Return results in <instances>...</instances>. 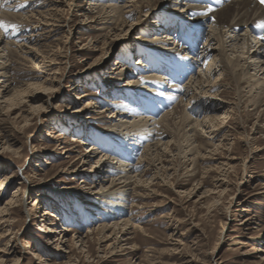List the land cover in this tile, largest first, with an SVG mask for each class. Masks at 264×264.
I'll list each match as a JSON object with an SVG mask.
<instances>
[{
  "label": "rangeland",
  "instance_id": "374dc122",
  "mask_svg": "<svg viewBox=\"0 0 264 264\" xmlns=\"http://www.w3.org/2000/svg\"><path fill=\"white\" fill-rule=\"evenodd\" d=\"M125 2L131 6L126 11L134 13L123 29L133 28L128 36L121 33L129 39L116 41L121 29L115 31L114 23ZM134 2L138 7L137 0H0V22L8 26L7 33L0 28L5 42L0 65L10 69L0 84V264H264V104L257 106L250 93L261 86L252 76L259 73L257 79H264L259 70L264 58L245 55L241 66L231 70L240 56V38L254 50L264 41L252 30L239 29L227 32L223 45L213 41L219 31L210 23L190 31L186 22L147 14ZM203 39L226 57L227 72L217 65L210 78L216 88L208 95L196 84L189 86L195 96L207 98L203 106L191 103L188 109L182 102L179 107L180 88L193 75L207 82L205 66L197 68L193 52ZM183 40L188 48L175 52ZM156 51L162 57L148 62ZM35 62L44 69L37 70ZM155 67L171 71L173 79ZM181 70L193 75L185 79ZM150 76L158 88L149 95L160 98L161 90L179 116L154 100L158 117L129 113L133 95L150 92ZM235 76L245 84L237 86ZM6 85L12 90L8 94ZM16 90H28L24 101L11 105L1 99ZM213 103L225 107L204 114L201 109ZM215 115L223 121L220 128L205 121ZM120 116L128 123L123 128H117L122 127ZM142 118L141 131L132 132ZM150 125L166 133L160 162L153 164L154 147L149 156L145 150L159 137L139 143L132 161L114 153L117 146L122 151L131 146L133 138L124 142L121 137L144 135ZM101 160L116 170L104 175L107 169L100 171L97 164ZM133 162L139 165L135 173L125 167ZM127 178L132 181L131 197L124 200L127 212L108 219L102 214L113 210L107 202L117 201L97 193L115 182L116 189L124 186ZM125 220L128 228L120 225ZM105 225L109 230L100 233Z\"/></svg>",
  "mask_w": 264,
  "mask_h": 264
},
{
  "label": "bare ground",
  "instance_id": "6f19581e",
  "mask_svg": "<svg viewBox=\"0 0 264 264\" xmlns=\"http://www.w3.org/2000/svg\"><path fill=\"white\" fill-rule=\"evenodd\" d=\"M125 1V0H124ZM130 2V1H129ZM137 2H139L140 4H139V6L137 7V5H136V3L134 4V8H137V10H138V8L139 9H148L149 10V13H147V14H151V15H153L154 13H156L159 17L161 16V15H168L170 18H172L173 20H177L178 22H186V25H189V30L190 31H195V29L196 30H198V31H200V28H195V27H198V25H200V24H207V23H210L211 24V26L214 28V27H216V29H218V33L219 34H217L216 35V39H214L213 41H217L218 43H222L223 45H225V42H224V40H223V38L226 36V33L228 32H235V31H237V30H239V29H243L244 31H246L247 33H248V31H250V30H252L254 33H255V35H257V37H259L260 39H261V41H264V39H262V37H264V28H261V27H259L258 25L261 23V22H264V4H261L260 3V0H137ZM14 3V2H13ZM128 2H125L124 4H123V7H122V14L119 16V19H118V21L116 22V23H114V25H116L115 26V31H117L116 29H118L119 27H120V29H121V32H118V34H116V35H114V37H115V40L117 41H119V40H123V39H129L130 37H126V36H128V34H129V30H132V28L133 27H130L129 28V30L128 31H125L126 29H123V28H125L126 26H127V21H128V19H127V16H129L131 13H134V12H131V11H126V9L127 8H129V7H131V6H127L128 4H127ZM158 4V5H157ZM208 9H211V11H208ZM10 10V9H9ZM141 13V12H140ZM200 13H206V14H200ZM40 14V13H39ZM43 14V13H42ZM45 14H47V13H45ZM3 15H4V13H3ZM10 14H8V16H9ZM124 15H126V16H124ZM215 17V20H214V22H213V20H212V17ZM11 17V16H10ZM18 17V16H17ZM34 17H35V15H34ZM2 19H3V17H1ZM12 18V17H11ZM11 18H7V19H9L10 21L12 20ZM14 18V17H13ZM28 18V17H27ZM45 18V17H44ZM15 19H16V17H15ZM42 19H43V17H42ZM54 19V18H53ZM8 20V21H9ZM18 20V19H17ZM13 21H14V19H13ZM19 21V20H18ZM22 21V20H21ZM113 21H114V19H113ZM116 21V20H115ZM21 23V22H20ZM10 24V23H9ZM23 24V23H22ZM46 24H47V26H51L50 24H48V23H44V26H46ZM162 24V23H161ZM53 25V24H52ZM177 26H179V25H177ZM175 27H176V25H175ZM180 27H182V26H180ZM27 28V27H26ZM128 28V27H127ZM163 28V30H165L166 31V28L165 27H162ZM188 28V27H187ZM186 28V29H187ZM42 29V28H41ZM119 29V30H120ZM123 29V30H122ZM215 29V30H216ZM114 30V29H113ZM118 30V31H119ZM172 30V29H171ZM171 30H169V31H171ZM223 30H225V34L223 33L224 31ZM169 31H167L168 33H169ZM173 31V30H172ZM186 31V30H185ZM113 32V31H112ZM124 32H126L125 34H126V36L125 37H123V36H121V33H124ZM203 32V31H202ZM49 33V32H48ZM187 33H188V31H187ZM193 33V32H192ZM115 34V33H114ZM198 34H199V32H198ZM206 34V33H205ZM42 35H44V33L42 34ZM202 35V34H201ZM36 36V35H35ZM48 36V35H47ZM46 36V37H47ZM203 36V35H202ZM213 36V35H212ZM210 34H209V36L207 35V38H210V37H212ZM215 36V35H214ZM261 36V37H260ZM0 37H2L1 35H0ZM42 37V36H41ZM188 37V36H187ZM190 37H192V36H190ZM204 37V36H203ZM4 38V37H3ZM179 38V37H178ZM185 38V37H184ZM183 38V39H184ZM172 39V38H171ZM191 39V38H190ZM194 39V38H193ZM192 39V40H193ZM162 39H160V41H161ZM223 40V41H222ZM255 40H257V39H255ZM178 41H180V40H178ZM186 41H188V40H186ZM186 41H182L181 43H180V45L177 47V49L175 50V52L176 51H180V52H182V51H186V49L188 48V44H187V42ZM191 41V40H190ZM194 41V40H193ZM211 41V40H210ZM176 42V41H175ZM224 42V43H223ZM3 43H5L4 42V39L2 40V38H0V46H2V44ZM110 43V42H109ZM240 45H239V47H238V53H240V56L237 58V60H236V62H237V65H236V67H232V71H234V69L235 68H238V67H240L241 66V63L243 62L242 60H243V58L245 57V55H247V58L249 59V60H251V59H255V60H259V59H263L264 58V45L262 46V45H260V46H258V49L257 50H254V49H252V47H247L248 45H247V39L245 38L244 39V37H242V38H240ZM259 43V42H258ZM10 44H12V43H7V44H5V45H10ZM191 44V43H190ZM195 44V43H194ZM260 44V43H259ZM264 44V43H263ZM188 45V46H187ZM25 46V45H24ZM161 46H163V44H161ZM181 46V47H180ZM191 46V45H190ZM20 47V46H19ZM23 47V46H22ZM107 47V46H106ZM192 47V46H191ZM10 48H11V46H10ZM154 48V47H153ZM252 49V50H251ZM11 50V49H10ZM9 50V51H10ZM15 50V49H14ZM156 50V49H155ZM158 50V49H157ZM12 51V50H11ZM16 51V50H15ZM15 51H13L12 53H14ZM152 51V50H151ZM240 51V52H239ZM17 52V51H16ZM20 52V51H19ZM171 52V51H170ZM193 52H197V54H195L196 55V57L198 58V62H195L197 65H198V67L197 68H201V67H203L204 68V66H205V72H207V73H205V76H207L208 75V79H207V82H204L203 80H202V78L200 77V76H197V75H193L192 73L193 72H188L187 70H185V71H183V70H181L180 72H182V75H185V74H187L186 76H185V79L186 78H188V77H190L191 75H193L192 76V78H195V79H192L189 83H187V85L185 86V87H181L180 88V93H181V95H179V98L178 99H180L181 100V102L179 103V107L181 106L180 104L182 103V102H186L187 104H186V107H188V109H191L190 107L192 106L191 105V103H198V104H200V105H204V103H206V99L204 100V99H200V97H198V96H195L194 94H193V92L189 89V86L190 85H194V84H196V85H198V90L199 91H201V94H204V95H208V94H210V92H212L211 90H214V88H216L215 87V85H212L211 83L213 82V81H211V77H213V76H215L214 74H215V72L218 70V68L216 69V67H217V65L218 64H221V66H223L224 68H225V72H227L226 71V69H227V67H226V65H224L225 63H224V61L223 60H227L226 59V57L222 54V52L221 51H213V49H210L209 48V44H208V40L206 39L205 41H204V39L201 41V44H200V40L198 41V43H196V45H195V48H193ZM156 53V54H155ZM159 54H161L159 51H156V52H154V53H152V55L150 56V57H148L147 59L149 60L148 62H151V61H154L155 60V63H156V61L157 60H159V58L157 59V57H158V55ZM164 54V53H163ZM166 54V53H165ZM192 54H194V53H192ZM3 55L4 54H2V56L0 55V59H2L3 58ZM156 55V56H155ZM9 56V55H8ZM159 56H161L162 57V55H159ZM164 56V55H163ZM211 56V57H210ZM167 57H168V55H167ZM170 57V56H169ZM165 59H168V58H165ZM165 59H164V61H165ZM196 61V60H195ZM229 62H231V60H229ZM142 63V62H141ZM224 63V64H223ZM247 62H245V64H246ZM147 64V63H146ZM154 64V63H153ZM158 64V63H157ZM166 64V63H165ZM176 64V63H175ZM223 64V65H222ZM233 64V63H232ZM46 65V64H45ZM156 65V64H155ZM179 65V64H178ZM177 66V65H176ZM244 66V64L242 65V67ZM251 66H253V65H251ZM180 66H177V69L179 68ZM190 67V66H189ZM195 67V66H194ZM206 67H207V70H206ZM250 67V66H249ZM35 68H37V70H41V69H44L43 67H42V65L41 64H39L38 62H35ZM155 68H157V69H154V70H160V71H162V72H165V71H163V69L162 68H160V67H155ZM168 68V67H167ZM172 68V67H171ZM244 68V67H243ZM8 69V67H6L5 66V64H1L0 65V84H2L3 82H5V81H3V82H1V79L2 78H5V77H8L7 75H8V71L10 70H7ZM120 68H118V70H119ZM179 70H180V68H179ZM252 70V69H251ZM259 70H260V72H263L262 74H261V76H263L264 77V66L263 65H261L260 67H259ZM222 71H223V69H222ZM203 72H204V70H203ZM116 74V73H115ZM236 74V73H235ZM234 74V75H235ZM243 75H244V72L242 73ZM259 73H256V75H254V76H252L253 78H256V80H255V82H256V85L257 86H260L259 87V90H258V88H256L257 89V91H256V89L254 88V87H252L251 88V91H250V93H255V96H254V103L257 105V106H261V104H264V79H257V77L259 78V75H258ZM158 74H156V76H157ZM166 75V74H165ZM174 75V74H173ZM168 76H170V75H168ZM242 76V75H241ZM245 76V75H244ZM175 77V76H174ZM238 77L239 76H235V78H234V82H235V84H237V86H240V85H242L243 84V82H244V84H245V79L244 78H241V79H238ZM253 78H251V79H253ZM149 83L147 84L148 86L146 87V88H149L150 89V92H147V95H143L142 93H140L139 95H133V102H132V105H133V110H131V112H129V113H132V114H134V115H139V113L140 114H146V115H154V116H156V117H158L157 116V114H159L160 112H158L159 110H154L155 108H157L158 109V107L157 106H155L154 105V103H152L151 101L152 100H154V101H156V102H159L160 104L161 103H163V106H165L166 108H164L165 110L167 109V108H171L172 109V105H171V102L169 101H167V100H165L164 101V99L165 98H168V95H166V94H163L162 92H161V90L159 91L158 90V95L160 96V98H154V97H152V96H150L149 94H152L153 92H156L155 91V89L154 88H158V85H157V82H156V78L155 77H152V76H150L149 78ZM173 79V78H172ZM247 80V79H246ZM175 81V80H174ZM248 81V80H247ZM246 81V82H247ZM205 83H209V84H205ZM143 84V83H142ZM30 87H36V89H38V87H39V89H40V87L42 88V87H45L43 84H30L29 85ZM256 87V86H255ZM11 88V86H5V89H4V93H6L7 92V94L8 93H10L12 90L10 89ZM45 90H50V89H48L47 87H45L44 88ZM254 89H255V91H254ZM11 90V91H10ZM28 90H24V91H15L13 94V96L11 97V98H9L8 100L5 98V96H3L1 99H4L5 100V102L8 104V103H10L11 105H17L18 103H19V101H24V98H25V96H26V94L28 93L27 92ZM199 94V93H198ZM143 97H142V96ZM153 95V94H152ZM203 95V96H204ZM164 98V99H163ZM163 99V100H162ZM178 99L177 100H175L174 101V103H176L177 101H178ZM21 103V102H20ZM226 103V102H225ZM150 104H152L153 105V107H151V105ZM191 105V106H190ZM213 106H211V107H209L208 109H206V108H204V109H201L202 111H203V113L204 114H206L207 115V113H209L210 111H214V112H216L217 114H218V112H221L223 109H224V107L225 106H216L214 103L212 104ZM228 105V104H227ZM190 106V107H189ZM179 107L177 108V109H179ZM214 107V108H213ZM264 107V106H263ZM195 108V107H194ZM36 109V108H35ZM182 109H184V111H187V110H185V108H182ZM196 109V108H195ZM38 110V109H37ZM165 110H162V112L164 111L165 112ZM173 110V109H172ZM171 110V111H172ZM200 110V111H201ZM226 110V109H225ZM130 111V110H129ZM135 111H138V113L137 112H135ZM174 111V110H173ZM172 111V112H173ZM177 111L178 110H175L174 112L176 113V114H178V116H179V114L181 113V112H179V113H177ZM190 111V110H189ZM194 112V113H197V114H200L201 112ZM161 112V113H162ZM183 112V111H182ZM184 113V112H183ZM227 113V112H226ZM131 114V115H132ZM168 115H171V114H167V115H165L164 117H163V121H166V117H168L169 118V116ZM182 115V114H181ZM226 116H227V114H225ZM142 116V115H141ZM121 117V123L120 124H122V127H119V126H117V128H123V126H125L126 124H128L127 123V121L126 120H124L125 119V117H122V116H120ZM183 117V116H182ZM146 118H150V117H146ZM146 118L145 119H143V121L142 120H140V121H135V123H133V126L136 128V129H134L132 132H134V133H136V131L137 132H139V130L141 129L140 127H142L143 128V125L141 126V124L140 123H142V122H144L145 120H146ZM165 119V120H164ZM183 119V118H182ZM206 119H209L210 121H211V123H212V126H213V128H220L221 127V124L223 123V121H221L222 119L220 118V115H215V116H213V117H211V118H209V116H206L205 117V121H206ZM161 120V121H162ZM184 120V119H183ZM186 120V119H185ZM171 121V120H170ZM173 121V120H172ZM204 121V122H205ZM148 122V121H147ZM176 122V121H175ZM203 122V123H204ZM156 123V122H155ZM173 123H174V121H173ZM130 124V123H129ZM145 124V123H144ZM147 124H149V123H147ZM176 124H177V122H176ZM175 124V125H176ZM182 124H183V121H182ZM202 124V123H201ZM156 125V124H155ZM164 125V124H163ZM174 125V126H175ZM180 125H181V123H180ZM145 126V125H144ZM152 125H150V127L148 126L147 128H145V129H143V131H144V135H140V134H138L137 136L134 134V135H131V134H127L125 137H121V140L122 141H124V140H126V139H130V138H133V139H131L130 141H132V143L130 144L131 146H130V148L129 149H126L127 147H129V146H127V145H125V147H122L121 146V148L122 149H126L124 152L122 151V150H120L119 148H118V146L116 147V150H115V152L114 153H118V155H120V156H122V157H125V158H127L128 159V161H132L136 156H137V152H138V144L139 143H142V142H150V141H156L157 140V138L159 137V140L155 143V146H146L145 147V150H146V152H147V155L149 156V155H151V153L150 152H153L154 153V151H152L153 150V147H154V149H155V154H156V156H157V158H155V159H153L152 161H153V164H155V163H157V162H160L161 161V156L162 155H160V143L162 142V140L161 139H163L165 136H166V133H162V132H158L154 127H151ZM154 126V125H153ZM169 126V125H168ZM167 127V126H166ZM172 127H173V125H172ZM179 127V126H178ZM177 127V128H178ZM202 127H203V129H206L205 128V126H204V124H202ZM140 128V129H139ZM152 128V129H151ZM169 128L171 129V127L169 126ZM176 128V129H177ZM167 129V128H166ZM175 129V128H174ZM125 130H127V133H128V128H126ZM183 130V129H182ZM141 131V130H140ZM218 131V130H217ZM114 132V131H113ZM84 133V132H83ZM114 133H116V132H114ZM217 133V132H216ZM126 134V133H125ZM215 135V134H214ZM116 136V135H115ZM117 136H119L120 137V135H117ZM216 137V136H215ZM117 138V137H116ZM115 138V139H116ZM150 138V139H149ZM125 142V141H124ZM152 145H154V144H152ZM120 146V145H119ZM166 150H168V148L170 147V143H166ZM115 147H114V149H115ZM162 147V146H161ZM111 149V148H110ZM113 148H112V150H114ZM161 152H162V150H161ZM163 153V152H162ZM136 154V155H135ZM117 155V154H116ZM143 158H145L144 156H143ZM144 160V159H143ZM151 161V160H150ZM147 162V161H146ZM84 164H87L86 162H84ZM98 165H101L100 167H98V168H100V171H102V170H106L107 169V171L106 172H104V175L106 174V173H109V171H108V169H111V171H115L116 169V167L114 168V167H112V165L110 164V163H108V162H103L102 160L101 161H98V163H97ZM116 164H118V163H116ZM120 164H121V162H120ZM141 164V163H140ZM152 164V163H151ZM159 164H161V163H159ZM97 165V166H98ZM143 165V164H142ZM156 165V164H155ZM158 165V164H157ZM133 167L132 168V171L134 170V172L133 173H135L136 172V169H137V166H139V165H135L134 166V162L131 164H129V165H125V167L127 168V167ZM159 166V165H158ZM157 167V166H156ZM97 168V167H96ZM117 170H118V168H117ZM157 172V171H156ZM114 174V173H113ZM158 174V173H157ZM117 175V174H116ZM127 176V175H126ZM138 176V175H137ZM141 176H142V174H141ZM94 177V176H93ZM112 177V176H111ZM135 177V176H134ZM130 178H132V177H130ZM130 178H127V179H125L126 181H125V183H127V184H125L124 186L122 185V184H120V185H122V186H119V188H117L116 189V187L118 186L117 184H115V183H117V182H115V183H113V184H111L110 186H111V189H109V191H102V192H99V193H97L98 195H101L102 196V198H103V196H105V197H111V199L112 198H114V200L115 201H117V203H111V202H107L109 205H112V207H113V210L111 211V212H103L102 214H104V216L106 217V218H108V219H111L112 217H114L115 216V214L116 213H118V214H125L126 212H127V210H126V207H125V204H124V200L128 197V196H130V195H128L127 196V192H128V190H129V188H130V186H131V184H132V181H130ZM143 179V178H142ZM85 180H86V178H85ZM134 180V179H133ZM136 180V179H135ZM128 181H130V182H128ZM145 181V180H144ZM143 181V182H144ZM134 182V181H133ZM147 182V181H146ZM112 183V182H111ZM123 183V182H122ZM136 183V182H135ZM141 184V183H140ZM144 183H142V185H143ZM145 184H147V183H145ZM135 185V184H134ZM134 185H133V187H134ZM104 188V187H103ZM116 189V190H115ZM132 189V188H131ZM133 192V191H132ZM130 193V192H129ZM96 194V195H97ZM97 195V196H98ZM131 197V196H130ZM40 205V204H39ZM91 205V204H90ZM45 214H47V213H45ZM46 217V216H45ZM117 217V216H116ZM124 218V217H123ZM57 219V218H56ZM74 220V219H73ZM124 222V221H123ZM129 223H130V221H128V220H125V223H123V224H120V225H123V226H126V228H128V225H129ZM116 224V223H115ZM119 225H118V223L114 226V227H118ZM99 228V227H98ZM123 228V227H122ZM134 228L135 229H138L136 226H134ZM115 229V228H114ZM118 229V228H117ZM140 229V228H139ZM107 230H109V227L107 226V225H105V226H102L98 231H100V233L102 232V233H104V232H107ZM132 230V229H131ZM55 232V231H54ZM112 235H116V234H114V232H112ZM111 235V236H112ZM117 236V235H116ZM118 238V237H117ZM99 239V238H98ZM108 239H109V237H108ZM118 241H120V240H118ZM108 242V241H107ZM121 244V243H120ZM129 245V244H128ZM111 246V245H110ZM115 246V245H114ZM117 247V246H116ZM107 249H108V247H107ZM113 249V248H112Z\"/></svg>",
  "mask_w": 264,
  "mask_h": 264
},
{
  "label": "snow or ice",
  "instance_id": "6c2138e0",
  "mask_svg": "<svg viewBox=\"0 0 264 264\" xmlns=\"http://www.w3.org/2000/svg\"><path fill=\"white\" fill-rule=\"evenodd\" d=\"M260 3L261 4H264V0H260ZM208 11H211V9H208ZM200 14H206V13H200ZM212 20L214 22V20H215V17L214 16L212 17ZM258 26L261 27V28H264V22H261ZM0 28H3L4 31H5V33H7L8 26L5 25L3 22H0ZM262 39H264V37H262Z\"/></svg>",
  "mask_w": 264,
  "mask_h": 264
}]
</instances>
